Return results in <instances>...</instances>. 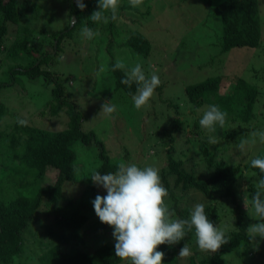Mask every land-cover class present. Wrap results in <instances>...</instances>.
<instances>
[{
	"label": "rangeland",
	"instance_id": "1",
	"mask_svg": "<svg viewBox=\"0 0 264 264\" xmlns=\"http://www.w3.org/2000/svg\"><path fill=\"white\" fill-rule=\"evenodd\" d=\"M123 2L129 3V0H120V4ZM70 3L71 0H21L20 10L24 12L21 22L30 27L34 26L35 34H38L37 40L40 38L45 44H49L52 32L69 24L67 10ZM258 6L261 46L264 48V0H258ZM72 18L73 16L71 23ZM114 24L112 32L108 30L107 25L99 24L95 30L99 35L92 39H86L81 34L83 27L77 26L72 38L64 41L63 51L56 55L53 63L46 65V68L58 76V80L66 87L68 97L77 104L84 118L82 129L94 132L96 138L103 142L108 155L118 163H135L139 167L153 166L158 169L165 164V151L170 142L168 137L160 134V131L169 127L170 121L177 117V114L167 109L163 102L182 100L185 96V87L188 85L208 77L239 75L255 83L261 90L260 96H264V49L254 51L246 47H236L221 51L218 45L221 34L220 18L209 14L201 0H149L148 4L144 2L143 10L141 8L122 10ZM41 29L44 31L41 32ZM16 30L15 25L9 27L8 43L13 40ZM134 31H139L150 40L151 51L147 56L136 53L125 44ZM46 49L50 50L51 47L47 46ZM111 57L115 62L121 60L129 67L141 64L149 78L154 70H158L157 75L164 85L162 92L155 89V95L150 103L137 110L132 100L136 93L128 95L123 89L115 87V80L109 67ZM212 57L213 61L210 60ZM13 64L15 61L0 52V79L9 78L7 67ZM101 66L105 71L98 76L97 72ZM12 83L0 90V98L8 112L0 121V130L10 131L17 118L26 119L29 125L48 130L66 127L68 117L65 110L56 116H50L49 101L47 106H44L51 94L53 85L51 80L43 76L34 79L21 77ZM229 85L228 81L227 87L221 92H227ZM105 101L117 106V111L111 118L101 110V105ZM263 102L262 97V101H259L256 107V119L239 128L236 127V122H231L229 129L234 130V133L227 141L217 137L219 143L215 145L208 143V137L194 136L191 133L198 111L182 102L178 114L182 125L177 132L172 133L174 155L183 161V165L189 171L203 178L212 172L213 168L207 161L211 154L215 161L228 160L244 166L264 146L257 138L256 142L250 143L244 151L238 147L245 140L249 142L253 140L251 135L253 131H264ZM73 150L77 174L73 181L64 186V198L57 206L61 204L67 215L63 216L56 228L64 231L71 229L70 217L81 218V214L84 213L81 230L88 242L97 245L102 241L111 240L113 231L111 227L99 221L91 203L97 193L96 186L94 188L91 186L89 176L99 164L95 160L99 149L93 142L89 146H83L77 141L73 144ZM252 181H255L254 175L243 170V176L238 182L240 193L238 203L245 208L244 200L247 201L248 207L245 210H248L251 224L257 221L253 218L254 210L249 207L244 192ZM67 198H71L72 203H68ZM220 202L222 204L219 210L224 211V214L221 213L222 218L216 219L214 225L226 232L232 225L230 222L232 214L225 215L231 206L226 204L225 206L222 201ZM196 203H203L205 206L209 204L200 193L193 192L188 197L187 205L192 209ZM48 237L40 222L33 224L24 238L26 245L23 255L15 264H38L36 254L45 248L42 241L41 246L40 238L43 240ZM256 239L259 240V237ZM195 241L196 237L187 246L191 248L192 255L199 260L204 256V252L198 250ZM29 256L31 258H28ZM187 259L182 260L178 256L177 264H187ZM263 260L257 258L254 264H264ZM226 261V264L245 262L235 255H229Z\"/></svg>",
	"mask_w": 264,
	"mask_h": 264
},
{
	"label": "trees",
	"instance_id": "2",
	"mask_svg": "<svg viewBox=\"0 0 264 264\" xmlns=\"http://www.w3.org/2000/svg\"><path fill=\"white\" fill-rule=\"evenodd\" d=\"M148 1L144 0L146 4ZM201 1L207 7L209 14L220 18L221 34L218 45L221 51L236 47L262 50L258 0ZM83 2L86 8L81 11L75 0H71L67 10L69 24L52 32L49 36L51 39L49 44H45L44 40L40 38L37 40L38 34H35L34 26L30 27L21 22L24 15L19 6L21 0H0V52L15 61V64L7 67L9 78L0 79V90L21 77L34 79L43 76L53 82L50 97L44 104L47 106L49 101L50 116H56L60 111L65 110L68 117L66 127L60 130H48L29 124L21 126L17 124V120L10 131L0 130V264H15L22 257L26 245L25 235L33 224L39 222L44 226V232L49 237L43 240L40 238L39 242L41 246L42 242L45 243V248L36 254L38 264H128L127 261L115 256L113 237L97 245L85 239L80 227L84 213L81 214V218L70 217L71 229L64 231L56 228L63 216L67 215L66 209H62L61 204L57 206L64 198V186L73 181L77 174L73 144L78 141L83 146H89L93 142L98 146L99 151L97 156L95 155V160L99 164L93 171L98 170L102 175L115 172L119 164L108 155L103 142L96 138L94 132H86L82 129L84 118L77 104L68 97L66 87L58 80V76L46 68V65H51L54 57L63 51L64 41L72 38L77 26L87 25L93 30L98 28L99 24L88 18L94 10H98L97 0H83ZM132 8L129 3H121L117 17L122 10ZM72 16L75 17L73 23H71ZM115 22L116 20H110L107 24L110 32L113 31ZM11 25H15L17 30L13 40L8 43L7 36ZM42 31L44 30L41 29ZM125 44L143 56H147L151 51L150 40L139 31L132 32ZM47 46L51 49H46ZM213 58L210 60L213 61ZM115 63L113 58L110 59L111 71ZM112 74L116 89L121 88L128 95L136 93L135 83L129 88L120 82L124 76L122 71H112ZM228 81L229 90L225 93L221 92L227 87ZM163 86L161 84L156 89L162 92ZM260 95L259 87L242 76H216L186 86L185 96L178 102H173L174 100L163 102L167 109L177 114V117L170 121L169 127L160 131V134L168 137L170 142L165 151V164L159 168V171L163 184L169 192L170 207L174 210L172 218L190 219L191 207L187 202L193 192L200 193L209 202L205 210L213 223L216 219L222 218L221 213L224 214V211L219 210L222 204L220 201L224 205L231 206L225 213V215L232 214L230 217L232 225L226 231L230 241L215 253L204 252V256L199 260L193 255L188 257L187 264H226L229 255H235L245 261L237 264H254L255 259H264V241H260L257 247L249 240L248 228L251 225L249 213L238 203L240 196L238 182L243 176V170L252 173L255 178L244 192L251 209H253L252 196L257 191L258 181L264 176L260 174L258 168L251 166L250 161L241 166L228 160L215 161L212 154L207 158L208 164L213 168L208 177L203 178L189 171L183 165V161L173 153L175 147L172 133L177 132L182 125L181 118L178 117L181 103L189 104L195 110L215 104L222 111H226L228 117L225 126L223 128L218 126L213 134L227 141L234 133V130L229 129L231 122H236V127L239 128L256 119V107L258 102L262 101V97L264 98ZM7 113V107L0 98V121ZM197 114L191 133L194 136L208 137L207 132L199 125L202 113ZM258 156L264 157V146L258 150L254 158ZM91 186L94 188L96 185L92 182ZM98 188L99 190H96V186L97 194L106 195L105 189ZM67 199L68 203H72L71 198ZM194 239L193 230L174 245L158 246L157 250L165 253L163 264H177L180 248L191 244ZM33 242L36 244L35 240Z\"/></svg>",
	"mask_w": 264,
	"mask_h": 264
},
{
	"label": "clouds",
	"instance_id": "3",
	"mask_svg": "<svg viewBox=\"0 0 264 264\" xmlns=\"http://www.w3.org/2000/svg\"><path fill=\"white\" fill-rule=\"evenodd\" d=\"M77 7L83 11L86 4L83 0H75ZM133 8L143 10L144 0H129ZM98 10H94L88 17L92 22L107 25L110 20L117 19L120 0H97ZM110 13V15H105ZM74 21V19H73ZM81 34L86 39L99 35L85 25ZM120 70L124 73L121 83L131 88L137 85L136 94L132 96L134 107L139 110L148 105L155 95V89L162 83L154 70L150 78L146 76L141 64L132 67L117 60L112 65V71ZM103 66L97 72H104ZM101 110L111 118L117 111L115 104L105 101ZM202 113L199 119L200 127L209 134L216 132L217 127L223 128L227 122L228 113L222 111L218 105L209 104L197 109ZM17 124L27 126L28 121L17 118ZM253 140H245L238 146L241 151L258 138L264 144V131H253ZM208 143L215 145L219 140L215 135L208 136ZM253 168H258L264 176V157H256L251 161ZM97 186L106 190V195L97 194L91 201L94 212L99 221L113 229L115 240V256L128 264H163L165 253L157 250L160 245H174L194 230L196 245L199 251L215 253L230 241L227 233L214 225L208 218L206 206L196 203L192 206L190 219H173L174 210L169 203V192L164 186L160 171L153 166L139 167L135 163L120 162L115 172L101 174L98 170L89 176ZM264 178L257 184V191L252 196L251 204L257 222L248 228L249 240L258 247L264 241ZM247 209V201L244 200ZM259 237V240L256 238ZM187 245L180 248L178 256L184 260L192 255Z\"/></svg>",
	"mask_w": 264,
	"mask_h": 264
},
{
	"label": "water",
	"instance_id": "4",
	"mask_svg": "<svg viewBox=\"0 0 264 264\" xmlns=\"http://www.w3.org/2000/svg\"><path fill=\"white\" fill-rule=\"evenodd\" d=\"M72 19H74V21L73 22H75V17L73 16V18Z\"/></svg>",
	"mask_w": 264,
	"mask_h": 264
}]
</instances>
